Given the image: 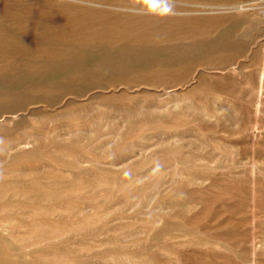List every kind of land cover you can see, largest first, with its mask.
Instances as JSON below:
<instances>
[{
  "label": "rangeland",
  "instance_id": "1",
  "mask_svg": "<svg viewBox=\"0 0 264 264\" xmlns=\"http://www.w3.org/2000/svg\"><path fill=\"white\" fill-rule=\"evenodd\" d=\"M0 264H264V0H0Z\"/></svg>",
  "mask_w": 264,
  "mask_h": 264
}]
</instances>
